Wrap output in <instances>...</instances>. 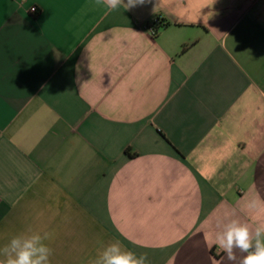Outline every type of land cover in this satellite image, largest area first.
<instances>
[{
  "label": "crops",
  "instance_id": "obj_1",
  "mask_svg": "<svg viewBox=\"0 0 264 264\" xmlns=\"http://www.w3.org/2000/svg\"><path fill=\"white\" fill-rule=\"evenodd\" d=\"M257 197L264 0H0V248L48 232L50 264L117 242L147 264H239L214 238L264 222Z\"/></svg>",
  "mask_w": 264,
  "mask_h": 264
},
{
  "label": "clouds",
  "instance_id": "obj_2",
  "mask_svg": "<svg viewBox=\"0 0 264 264\" xmlns=\"http://www.w3.org/2000/svg\"><path fill=\"white\" fill-rule=\"evenodd\" d=\"M97 5H103L108 11H116L123 7L125 11L137 5H143L145 0H95ZM254 214V219L264 214V201L258 197L244 205ZM51 239V234L37 233L26 238L13 236L9 242L0 248L3 264H50L52 249L45 241ZM215 246L223 251L227 260L237 261L235 250L244 255L239 264H264V222H257L254 230L247 223L232 220L225 225L224 230L217 232L214 238ZM92 264H147V256L139 255L131 250H122L119 243L107 246L102 254Z\"/></svg>",
  "mask_w": 264,
  "mask_h": 264
},
{
  "label": "trees",
  "instance_id": "obj_3",
  "mask_svg": "<svg viewBox=\"0 0 264 264\" xmlns=\"http://www.w3.org/2000/svg\"><path fill=\"white\" fill-rule=\"evenodd\" d=\"M155 25H159V26H161V27H163V28H166V27H168L170 24H169V23H166V24H165V22H164L163 20L159 19V20H157V22L155 23Z\"/></svg>",
  "mask_w": 264,
  "mask_h": 264
},
{
  "label": "built area",
  "instance_id": "obj_4",
  "mask_svg": "<svg viewBox=\"0 0 264 264\" xmlns=\"http://www.w3.org/2000/svg\"><path fill=\"white\" fill-rule=\"evenodd\" d=\"M31 12L33 13V14H38V9L37 8H32L31 9ZM150 31H151V33L154 35L155 33H156V30L154 29V28H150Z\"/></svg>",
  "mask_w": 264,
  "mask_h": 264
}]
</instances>
